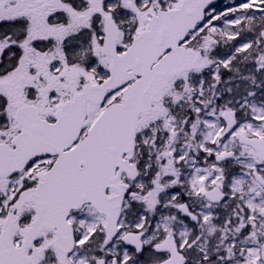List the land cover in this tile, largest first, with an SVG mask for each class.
Here are the masks:
<instances>
[{"label":"snow or ice","instance_id":"1","mask_svg":"<svg viewBox=\"0 0 264 264\" xmlns=\"http://www.w3.org/2000/svg\"><path fill=\"white\" fill-rule=\"evenodd\" d=\"M0 264H264V0H0Z\"/></svg>","mask_w":264,"mask_h":264}]
</instances>
